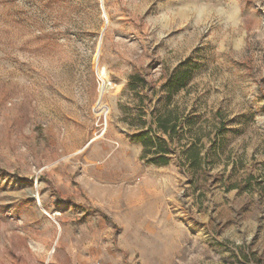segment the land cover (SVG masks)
I'll return each instance as SVG.
<instances>
[{
	"label": "rangeland",
	"instance_id": "rangeland-1",
	"mask_svg": "<svg viewBox=\"0 0 264 264\" xmlns=\"http://www.w3.org/2000/svg\"><path fill=\"white\" fill-rule=\"evenodd\" d=\"M82 261L264 264V0H0V264Z\"/></svg>",
	"mask_w": 264,
	"mask_h": 264
},
{
	"label": "trees",
	"instance_id": "trees-1",
	"mask_svg": "<svg viewBox=\"0 0 264 264\" xmlns=\"http://www.w3.org/2000/svg\"><path fill=\"white\" fill-rule=\"evenodd\" d=\"M137 81L138 82H142L141 79L139 77H136V76H133V77H130V81H129V84H132L134 83V81ZM175 123V121H171L170 119H164V121H162L161 123V128L164 130V132H166L168 130V128H170V126ZM172 129H174L175 127H171ZM144 137L143 134L137 136V138H140L141 140H143L142 138ZM144 147L146 148V150L149 148L148 147V143L147 142H144ZM158 154V153H157Z\"/></svg>",
	"mask_w": 264,
	"mask_h": 264
},
{
	"label": "crops",
	"instance_id": "crops-1",
	"mask_svg": "<svg viewBox=\"0 0 264 264\" xmlns=\"http://www.w3.org/2000/svg\"><path fill=\"white\" fill-rule=\"evenodd\" d=\"M78 264H85V262L82 261V262H80V263H78Z\"/></svg>",
	"mask_w": 264,
	"mask_h": 264
},
{
	"label": "bare ground",
	"instance_id": "bare-ground-1",
	"mask_svg": "<svg viewBox=\"0 0 264 264\" xmlns=\"http://www.w3.org/2000/svg\"><path fill=\"white\" fill-rule=\"evenodd\" d=\"M100 73V72H99Z\"/></svg>",
	"mask_w": 264,
	"mask_h": 264
}]
</instances>
